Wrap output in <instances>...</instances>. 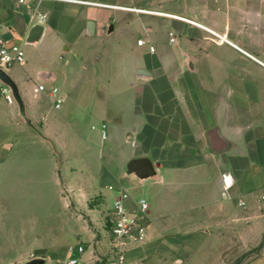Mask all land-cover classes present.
<instances>
[{"label":"crops","instance_id":"1","mask_svg":"<svg viewBox=\"0 0 264 264\" xmlns=\"http://www.w3.org/2000/svg\"><path fill=\"white\" fill-rule=\"evenodd\" d=\"M136 2L164 11L171 1L0 0L5 39L29 46L28 30L40 23L42 36L30 47L49 44L38 65L26 67L23 60L8 71L40 134L0 92V198L9 199L16 188H55L72 225L69 234L86 246L83 259L90 262L108 252V215L121 187L130 194L132 213L140 198L149 205L146 240L128 247V264H220L223 253L234 252L236 236L248 245L264 235V0H178L164 11L171 16L144 14L166 18L156 28L165 30L172 50L156 54L148 36L137 38L134 49L148 44L147 50L134 53L125 69L107 73L105 54L89 50L87 42L117 32L124 19H113L114 11L136 13L126 5ZM172 16L227 34L233 46L216 45L206 29ZM144 27L155 35L154 27ZM79 44L78 61L54 62L64 54L76 57ZM88 60L98 68H88ZM37 85L45 91L34 93ZM52 88L62 98L59 109ZM142 158L155 175H127L128 162ZM225 173L233 180L227 191ZM24 246L16 251L20 257L64 249L46 248L36 237ZM7 254L0 249V264L10 263ZM67 257L64 252L60 259Z\"/></svg>","mask_w":264,"mask_h":264},{"label":"rangeland","instance_id":"2","mask_svg":"<svg viewBox=\"0 0 264 264\" xmlns=\"http://www.w3.org/2000/svg\"><path fill=\"white\" fill-rule=\"evenodd\" d=\"M170 1L169 4H165L164 11H168L169 8H171L170 6L178 2V0ZM155 2H158L156 6L163 4V0H155ZM126 5L158 14H167L164 11L152 9L154 7L148 6L145 2L127 3ZM128 14H131L135 19L132 18L133 20L128 22L129 20L127 21L126 19ZM144 14L146 13L136 14L114 11L113 19H117V21L124 19L122 27L111 36L103 37L102 40L93 39L87 42L86 47H88L89 50H100L103 55L105 54L103 69L107 73H112L120 68L125 69L134 53L145 52L147 50L148 44L142 49H134L133 44L136 43L137 38H146L148 36L149 44L154 47L156 54L163 50H172L171 46H167V34H165V30L161 28L159 31L156 28V24L161 22V20H166V18L155 16L157 14ZM136 17L141 19L138 21ZM146 21L148 23H146ZM145 25H151L156 29L154 36L152 34H146L144 31ZM48 47L49 44L46 46L39 44L36 48L21 45L25 66L38 65L41 60H45ZM82 47L83 45L79 44L76 57H74L73 54H64L62 58L53 60L55 63H58L59 67L63 66L65 61L69 60V56H72L74 58L73 60L78 61L79 58L82 57ZM86 65L90 69L98 68V66L91 63L90 60L86 62ZM43 174H45V172ZM64 196L67 198L66 194ZM2 199L3 198H0V249L4 250V253H8L6 259L8 256L10 257L11 261L9 264H22L36 257L49 258L45 264H64V260L60 258L64 252L67 251L68 246L75 245L76 238H73L69 234L72 225L66 220L64 202L56 195L55 188H51L50 186L42 189L27 188L26 190L16 188L11 190V197L9 199ZM91 203L92 202H90V205ZM74 225L76 228L80 227L77 223ZM92 226L93 225L90 223V227ZM30 237L39 239V243L43 244L46 248L57 245L64 247V249L54 253L27 251L24 257L18 256L16 251L22 250L25 247L24 241ZM234 241V252L223 253L220 264H255L260 261H263L262 264H264V260L262 259L264 258V254L261 252L262 247H264V235L258 243L254 242V238H252L247 245L242 238L238 236L235 237ZM27 249H29V247ZM51 256L54 257L52 260L50 259ZM140 264L171 263L168 260L156 259L152 261L149 259ZM192 264L195 263L192 262Z\"/></svg>","mask_w":264,"mask_h":264},{"label":"built area","instance_id":"3","mask_svg":"<svg viewBox=\"0 0 264 264\" xmlns=\"http://www.w3.org/2000/svg\"><path fill=\"white\" fill-rule=\"evenodd\" d=\"M40 1V0H37ZM19 3H23L24 0H18ZM129 11L136 13L146 14H158L155 12L138 9L127 8ZM159 15L171 16L168 14ZM39 20H43L42 15H38ZM180 19L186 23L193 25L192 21L172 16ZM196 24V23H195ZM199 25V24H198ZM199 28H204L200 25ZM211 35V40L216 45H230L233 46L227 34H217L211 30L206 29ZM144 43L143 40H138L137 45L141 46ZM150 52L154 49L151 46ZM24 60L23 50L21 45L10 42L5 39L0 32V70L7 72L15 65H19ZM34 93L44 92L45 87L43 85H37L33 89ZM0 92L4 95L5 100L8 103H13L10 92L7 87L0 83ZM50 96L53 98V107L59 109L62 103V98L58 96V89L52 88L50 90ZM222 185L224 191L229 190L232 187L233 180L229 174L221 175ZM114 186H109L108 190L114 191ZM130 199L129 192L121 187L116 190V196L112 201L111 212L108 215L109 223V248L107 254L103 257L92 259L90 262H85L83 257L86 253V246L78 243L70 245L67 248L68 257L64 260V264H128L126 252L130 245H140L146 239V223L143 216L147 213L149 205L146 199L140 198L136 201L137 213H132L127 202ZM261 200H264V194L260 196Z\"/></svg>","mask_w":264,"mask_h":264},{"label":"water","instance_id":"4","mask_svg":"<svg viewBox=\"0 0 264 264\" xmlns=\"http://www.w3.org/2000/svg\"><path fill=\"white\" fill-rule=\"evenodd\" d=\"M92 27H93V23L91 21L87 22V28L89 32L92 30ZM43 31H44V26L40 23H36L33 26H31L25 37L24 44L29 46H36L42 36ZM111 31H112V26L110 25L108 28V33H110ZM142 74H144V71L140 70L138 72V76H142ZM0 83L8 88L11 98L17 106L18 115L23 120L25 125L34 132H36L37 134H40L37 127L34 126V124L26 116L24 103L15 82L12 80V78L7 72H4L2 70H0ZM126 174L134 175L139 180H146L154 176L155 172L150 161L148 159L142 158V159H133L129 161L126 166ZM22 264H45V259L41 257H36Z\"/></svg>","mask_w":264,"mask_h":264},{"label":"bare ground","instance_id":"5","mask_svg":"<svg viewBox=\"0 0 264 264\" xmlns=\"http://www.w3.org/2000/svg\"><path fill=\"white\" fill-rule=\"evenodd\" d=\"M192 23H194V22H192ZM193 25H194V26H197V27H200V25H198V24H195V23H194Z\"/></svg>","mask_w":264,"mask_h":264}]
</instances>
